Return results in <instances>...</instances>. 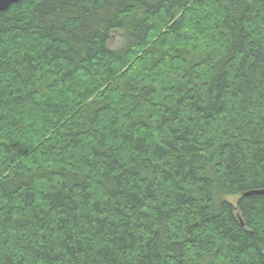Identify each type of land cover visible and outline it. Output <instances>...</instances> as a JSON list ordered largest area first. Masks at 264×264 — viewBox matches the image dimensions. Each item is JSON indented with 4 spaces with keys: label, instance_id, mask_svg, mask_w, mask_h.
<instances>
[{
    "label": "trees",
    "instance_id": "trees-1",
    "mask_svg": "<svg viewBox=\"0 0 264 264\" xmlns=\"http://www.w3.org/2000/svg\"><path fill=\"white\" fill-rule=\"evenodd\" d=\"M259 189L264 0L1 14L0 264H264Z\"/></svg>",
    "mask_w": 264,
    "mask_h": 264
},
{
    "label": "water",
    "instance_id": "water-1",
    "mask_svg": "<svg viewBox=\"0 0 264 264\" xmlns=\"http://www.w3.org/2000/svg\"><path fill=\"white\" fill-rule=\"evenodd\" d=\"M21 0H0V31H1V14L8 10L13 4L18 3ZM252 194H261L264 195V189L259 190H252L247 193H245V196H249Z\"/></svg>",
    "mask_w": 264,
    "mask_h": 264
},
{
    "label": "rangeland",
    "instance_id": "rangeland-1",
    "mask_svg": "<svg viewBox=\"0 0 264 264\" xmlns=\"http://www.w3.org/2000/svg\"><path fill=\"white\" fill-rule=\"evenodd\" d=\"M121 42H122V37L120 36L119 33H115V34H113V39L111 40L110 46L112 48H117L118 46L121 45ZM230 199L232 201H236L237 198L236 197H230Z\"/></svg>",
    "mask_w": 264,
    "mask_h": 264
}]
</instances>
